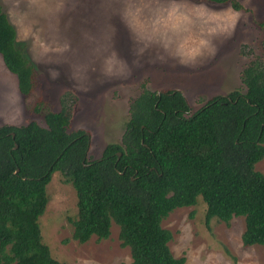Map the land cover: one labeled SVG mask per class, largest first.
<instances>
[{
  "label": "trees",
  "instance_id": "1",
  "mask_svg": "<svg viewBox=\"0 0 264 264\" xmlns=\"http://www.w3.org/2000/svg\"><path fill=\"white\" fill-rule=\"evenodd\" d=\"M207 1L241 8L237 0ZM0 56L29 95L35 70L1 1ZM242 82L244 91L211 95L197 108L178 88L145 90L121 143L105 144L93 159L89 134L70 129L65 109L41 112L44 125L0 126V264H67L42 242L38 222L55 171L76 193L72 237L107 239L113 223L130 264H186L170 251L172 233L161 222L198 196L207 226L241 216L242 244L264 246V173L255 168L264 158V61H249Z\"/></svg>",
  "mask_w": 264,
  "mask_h": 264
},
{
  "label": "rangeland",
  "instance_id": "2",
  "mask_svg": "<svg viewBox=\"0 0 264 264\" xmlns=\"http://www.w3.org/2000/svg\"><path fill=\"white\" fill-rule=\"evenodd\" d=\"M35 70L29 95L0 56V126L44 125L41 112L67 110L71 130L90 136L89 158L121 143L133 101L145 90L178 88L193 108L207 97L244 91L242 73L264 61V0H0ZM38 107L39 112L34 109ZM255 168L264 173V158ZM39 216L42 242L67 264H130L112 223L107 239L79 243L69 219L77 212L73 186L55 171ZM201 196L174 209L161 225L170 251L186 264H264V246H244V218L204 222Z\"/></svg>",
  "mask_w": 264,
  "mask_h": 264
},
{
  "label": "water",
  "instance_id": "3",
  "mask_svg": "<svg viewBox=\"0 0 264 264\" xmlns=\"http://www.w3.org/2000/svg\"><path fill=\"white\" fill-rule=\"evenodd\" d=\"M158 93H159V91H158ZM119 154V153H118Z\"/></svg>",
  "mask_w": 264,
  "mask_h": 264
}]
</instances>
